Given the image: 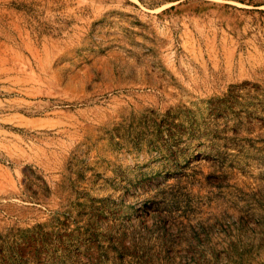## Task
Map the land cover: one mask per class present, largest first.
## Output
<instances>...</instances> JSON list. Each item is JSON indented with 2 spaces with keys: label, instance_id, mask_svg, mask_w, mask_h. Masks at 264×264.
Wrapping results in <instances>:
<instances>
[{
  "label": "rangeland",
  "instance_id": "1",
  "mask_svg": "<svg viewBox=\"0 0 264 264\" xmlns=\"http://www.w3.org/2000/svg\"><path fill=\"white\" fill-rule=\"evenodd\" d=\"M0 264H264V0H0Z\"/></svg>",
  "mask_w": 264,
  "mask_h": 264
}]
</instances>
